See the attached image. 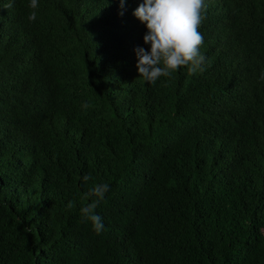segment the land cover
I'll return each instance as SVG.
<instances>
[{"label":"trees","instance_id":"1","mask_svg":"<svg viewBox=\"0 0 264 264\" xmlns=\"http://www.w3.org/2000/svg\"><path fill=\"white\" fill-rule=\"evenodd\" d=\"M7 2L0 264H264V0H211L205 70L155 85L143 0H39L35 22ZM93 183L100 234L80 214Z\"/></svg>","mask_w":264,"mask_h":264},{"label":"clouds","instance_id":"2","mask_svg":"<svg viewBox=\"0 0 264 264\" xmlns=\"http://www.w3.org/2000/svg\"><path fill=\"white\" fill-rule=\"evenodd\" d=\"M210 1L143 0V3L139 4L133 15L146 25L147 33L143 39L145 44L150 45V51L143 47L135 49L140 79L155 85L161 77L170 78L181 68H187L189 75L205 70L203 65L206 57L200 51L204 45V37L200 29L207 16ZM119 3L123 10L126 0H119ZM12 6V0H8L2 8L10 10ZM28 7L30 12L27 19L29 22H35L39 0H30ZM123 14L121 11L120 15ZM260 80L264 81V70L261 72ZM84 106L87 107V104ZM242 110V106L239 107L238 113ZM185 138L186 132L177 136L180 143ZM93 180L91 174L83 177L86 184ZM109 191L108 183H93L84 196V199H90V202L80 208L81 216L91 222L97 234L104 230L105 225L96 209L105 201ZM68 207L71 208L73 205L69 203Z\"/></svg>","mask_w":264,"mask_h":264}]
</instances>
